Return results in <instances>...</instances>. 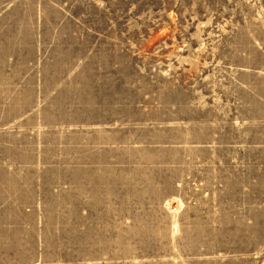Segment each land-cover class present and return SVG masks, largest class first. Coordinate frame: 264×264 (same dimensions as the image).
Here are the masks:
<instances>
[{
    "label": "rangeland",
    "instance_id": "rangeland-1",
    "mask_svg": "<svg viewBox=\"0 0 264 264\" xmlns=\"http://www.w3.org/2000/svg\"><path fill=\"white\" fill-rule=\"evenodd\" d=\"M0 264H264V0H0Z\"/></svg>",
    "mask_w": 264,
    "mask_h": 264
}]
</instances>
